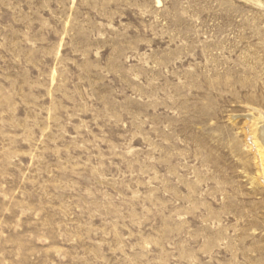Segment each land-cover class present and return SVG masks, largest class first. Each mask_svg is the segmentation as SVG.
Wrapping results in <instances>:
<instances>
[{"label": "rangeland", "instance_id": "374dc122", "mask_svg": "<svg viewBox=\"0 0 264 264\" xmlns=\"http://www.w3.org/2000/svg\"><path fill=\"white\" fill-rule=\"evenodd\" d=\"M261 113L264 0H0V264H264Z\"/></svg>", "mask_w": 264, "mask_h": 264}, {"label": "bare ground", "instance_id": "6f19581e", "mask_svg": "<svg viewBox=\"0 0 264 264\" xmlns=\"http://www.w3.org/2000/svg\"><path fill=\"white\" fill-rule=\"evenodd\" d=\"M261 117H262V120L260 122V128H259V132H258V135H257V138L260 139L261 143H262V146H263V150H264V113H261ZM249 120L251 121L252 120V117L250 116L249 117ZM262 173L264 175V152H263V155H262Z\"/></svg>", "mask_w": 264, "mask_h": 264}]
</instances>
